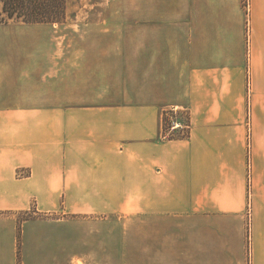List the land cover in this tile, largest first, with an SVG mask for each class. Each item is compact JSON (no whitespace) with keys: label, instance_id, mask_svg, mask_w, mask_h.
<instances>
[{"label":"crops","instance_id":"crops-1","mask_svg":"<svg viewBox=\"0 0 264 264\" xmlns=\"http://www.w3.org/2000/svg\"><path fill=\"white\" fill-rule=\"evenodd\" d=\"M98 4L0 23V264H264V0Z\"/></svg>","mask_w":264,"mask_h":264},{"label":"rangeland","instance_id":"rangeland-1","mask_svg":"<svg viewBox=\"0 0 264 264\" xmlns=\"http://www.w3.org/2000/svg\"><path fill=\"white\" fill-rule=\"evenodd\" d=\"M66 1V8L63 10V14L61 13V8L58 7V4L61 2V0H53L52 2L57 5V8L54 10L56 13V17L58 18H64V19H60V21L58 23H47V24H51L54 25L55 30L57 31V36H56V42L59 43L60 41H64L63 45H65V43L67 42L70 46V44H75V40H71V39H63L62 36H64V34L66 33H70L72 31H74V29H76V27L74 28V25L77 24V16L79 17V22L80 24L83 23V19H85L86 21H89V19L92 18H96L99 19L102 16H107L108 13H110L111 11H115L118 12L121 9L119 8H105L103 7L101 4H98V2L101 1H107V0H65ZM249 2V0H245V4L247 5V3ZM1 10L0 13H2L3 10V3L1 2ZM51 4V1H50ZM118 14L115 13V15H113L114 17H118ZM111 16V15H109ZM7 19V18H6ZM11 21H17V20H12V19H7L6 22H0V23H9ZM19 22H23V21H19ZM70 25H73V27H71ZM116 45L117 47H134L137 49V47H140V41H125V40H117L116 41ZM117 56L120 57V61L121 67L124 66H129L131 65V63H137L138 62V57L139 55L137 54H132L130 52H119L117 53ZM134 58V61L131 60V58ZM124 61H129V63H124ZM175 110V109H174ZM178 111V114L175 115L171 118V123H166L164 122V124L162 125V127L164 128V131L162 130V138L169 136L170 134L176 132V134H185L188 131V128L184 125L181 124L180 120H183L185 122H187L188 120V114L189 111L186 109H179L176 110ZM162 118V116H161ZM162 120V119H161ZM180 124V125H179ZM177 125V126H176ZM251 127V124H250ZM164 139V138H163ZM166 140V139H164ZM186 140V139H185ZM251 140V139H250ZM250 167V165H249ZM251 169V167H250ZM249 213H248V224L250 227V218H251V213H250V209H251V194H252V180H251V175H249ZM33 212L31 214L29 213H23L21 214V219H25L28 218L30 216H32ZM47 218H51V219H56L59 218V216H48ZM118 235H120V233H117ZM73 237H75V233H73ZM71 239H74V238ZM76 240V238H75ZM249 257H250V244H249Z\"/></svg>","mask_w":264,"mask_h":264},{"label":"trees","instance_id":"trees-1","mask_svg":"<svg viewBox=\"0 0 264 264\" xmlns=\"http://www.w3.org/2000/svg\"><path fill=\"white\" fill-rule=\"evenodd\" d=\"M51 1V4H50ZM53 0H1L3 3V10L0 13V22H6L7 19L23 21L25 23H58L60 19L56 17L55 9L57 5H55ZM58 7L61 8V13L63 14V10L66 8V1L61 0L58 4ZM7 18V19H6ZM178 114V111L174 109H167L162 113V125L164 122L171 123V118ZM189 115V114H188ZM181 124H184L188 131L183 135L176 134V132L170 134L165 137L166 140H177V139H188L190 137V117L188 116L187 122L180 120L177 121ZM164 131V128L162 127ZM32 216L28 217L31 218Z\"/></svg>","mask_w":264,"mask_h":264},{"label":"built area","instance_id":"built-area-1","mask_svg":"<svg viewBox=\"0 0 264 264\" xmlns=\"http://www.w3.org/2000/svg\"><path fill=\"white\" fill-rule=\"evenodd\" d=\"M249 7V4L247 3V8ZM180 125V124H179ZM177 126V125H176Z\"/></svg>","mask_w":264,"mask_h":264}]
</instances>
